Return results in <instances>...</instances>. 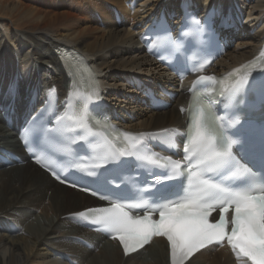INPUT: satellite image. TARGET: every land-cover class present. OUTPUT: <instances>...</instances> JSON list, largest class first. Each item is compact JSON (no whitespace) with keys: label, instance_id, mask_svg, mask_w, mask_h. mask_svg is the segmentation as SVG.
Listing matches in <instances>:
<instances>
[{"label":"bare ground","instance_id":"6f19581e","mask_svg":"<svg viewBox=\"0 0 264 264\" xmlns=\"http://www.w3.org/2000/svg\"><path fill=\"white\" fill-rule=\"evenodd\" d=\"M204 12L211 6L236 5L247 15L236 44L217 60L212 71H233L261 49L264 0H193ZM181 0H0V105L14 102L22 115L43 101L42 91L67 92L69 68L61 47L80 51L93 65L108 98L117 106L118 120L139 131L160 130L185 122L179 107L187 95L184 83L145 54L138 35L162 9L174 15ZM122 18L118 23L114 12ZM234 13V12H233ZM136 77L144 85L162 84L178 95L170 107L153 110L142 92L129 85ZM163 89L159 93L162 94ZM113 103V104H114ZM27 112V111H26ZM127 112L134 118L130 119ZM0 110V147L22 156L23 163H0V264H170L167 243L154 239L125 257L116 240L104 239L67 218L97 206L91 196L55 182L47 172L24 160ZM13 224L17 230L13 229ZM76 238L86 239L91 247ZM186 264H250L238 261L228 247L199 251Z\"/></svg>","mask_w":264,"mask_h":264},{"label":"snow or ice","instance_id":"6c2138e0","mask_svg":"<svg viewBox=\"0 0 264 264\" xmlns=\"http://www.w3.org/2000/svg\"><path fill=\"white\" fill-rule=\"evenodd\" d=\"M195 22L200 24L198 20ZM250 77L251 73L245 70L221 88L219 94L225 97L227 108L235 110L244 105L247 93L255 91ZM198 79L199 82L215 81L212 76H200ZM238 96L241 98L237 102ZM261 99L264 102V97ZM222 119L217 116L213 105L197 109L185 144L186 167L183 169L181 161L173 160L171 156L140 155L141 149L136 145L112 144L107 151L95 157L100 168L119 164L122 157H132L163 169L154 175V184L149 186L152 191L147 197L133 194L131 189L92 191L109 206L88 209V217L93 218L96 224H103L110 237L122 245L125 254L143 248L153 237H165L170 247L171 264H184L199 250L213 244L223 246L225 242L238 261L246 258L250 264H264V129L256 139L254 130L249 135V129L241 125L239 114L229 120L227 127ZM75 122L81 129L86 127L83 113ZM237 125L241 127L237 128ZM229 128L235 129L231 135ZM42 130L48 131L46 127L37 128L35 123L26 127L25 144L38 150L36 139ZM237 143L242 150L247 147L242 158L246 157L248 163H241L233 154V145ZM36 162L40 163V157ZM253 168H258V171H253ZM224 170H230L233 179L241 178L240 182L226 183ZM211 172L219 176L206 178ZM53 175L60 179L55 172ZM180 177L187 179L186 187L180 181L178 191L170 195L161 194L163 189H174L175 185L168 182L177 181ZM138 210L143 214H136ZM216 211L219 218L210 220L211 213ZM79 215L85 216L86 213Z\"/></svg>","mask_w":264,"mask_h":264}]
</instances>
